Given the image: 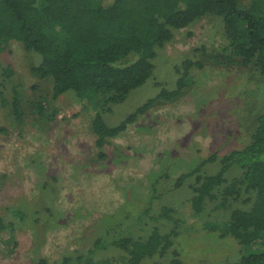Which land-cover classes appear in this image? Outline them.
Listing matches in <instances>:
<instances>
[{
  "label": "rangeland",
  "instance_id": "374dc122",
  "mask_svg": "<svg viewBox=\"0 0 264 264\" xmlns=\"http://www.w3.org/2000/svg\"><path fill=\"white\" fill-rule=\"evenodd\" d=\"M225 47L221 19L203 17L174 32L156 51L151 78L123 103L98 101L87 107L72 92L51 101L50 82L30 73L38 55L16 42L0 51L4 95L10 98L17 86L25 112L31 107L24 101L46 108L38 121L27 111L18 127L10 110L0 106V128L5 129L0 131V219L6 225L0 232V264H59L65 257L88 255L101 237L105 242L146 238L153 228L169 233L172 223L158 219L161 210H180L193 196L189 186L196 176L186 177L176 189L177 179L201 164L198 175L218 173L220 160L250 143L256 120L264 115L263 79L253 68L223 65L212 57L225 54ZM187 60L202 68L193 66L185 74L182 62ZM5 68L13 72L9 80L3 78ZM34 85L40 89L35 94ZM162 90L179 95L156 101L125 131L107 138L103 148L96 147L91 129L96 115L107 127H115ZM213 156L216 160L209 161ZM239 174L231 168L225 178L230 181ZM249 196L225 211L216 209L217 199L205 198L196 219L186 222L183 217L172 247L181 264L237 261L243 253L237 243L203 226L209 220L222 222L233 208L248 210L251 203L243 200ZM97 255L121 264L111 248ZM171 259L169 251L142 264H170Z\"/></svg>",
  "mask_w": 264,
  "mask_h": 264
},
{
  "label": "trees",
  "instance_id": "16d2710c",
  "mask_svg": "<svg viewBox=\"0 0 264 264\" xmlns=\"http://www.w3.org/2000/svg\"><path fill=\"white\" fill-rule=\"evenodd\" d=\"M203 17L221 19L227 42L225 54L212 57L223 65L253 68L264 81V0H0V51L16 42L26 52L38 55L40 60L30 73L50 82L51 101L72 92L85 107L98 101L121 104L132 90L151 78L156 51L173 39L174 32ZM193 66L202 68L199 62H182L185 74ZM177 71L182 75L179 67ZM2 75L9 80L13 72L5 68ZM178 84L182 88L183 83ZM32 89L34 94L40 90L37 85ZM178 95L177 90H162L115 127H107L96 115L91 122L96 147L103 148L107 138L125 131L156 101L173 100ZM24 102L31 107L27 111L34 114L35 121L45 115L46 108L40 102ZM0 106L10 110L18 127L24 124L27 111L19 87L13 86L7 98L0 86ZM256 124L250 143L224 156L218 173L198 175L201 164L177 179L176 189L186 177L196 176L189 186L193 196L180 210H161L158 219L172 223L169 233L153 228L146 238L126 236L105 242L101 237L88 255L65 257L59 264H113V258L97 255L105 248L117 251L116 259L121 264H142L162 258L169 251L170 264H181L172 247L184 223L182 218L186 222L196 219L203 211L205 198L217 199L216 209L225 211L243 195H250L243 200L251 203L248 210L233 208L222 222L209 220L203 229L237 243L243 253L230 264H264V115L257 118ZM99 156L104 157L101 151ZM213 160L214 156L209 158ZM231 168H237L240 174L228 181L225 175ZM5 229L0 219V232Z\"/></svg>",
  "mask_w": 264,
  "mask_h": 264
}]
</instances>
